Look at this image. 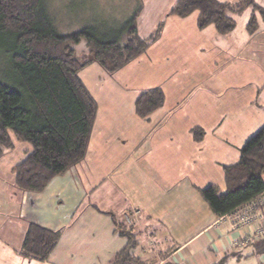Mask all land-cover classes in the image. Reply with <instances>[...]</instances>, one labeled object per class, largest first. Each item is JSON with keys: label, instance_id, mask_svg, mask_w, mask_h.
I'll return each instance as SVG.
<instances>
[{"label": "crops", "instance_id": "crops-1", "mask_svg": "<svg viewBox=\"0 0 264 264\" xmlns=\"http://www.w3.org/2000/svg\"><path fill=\"white\" fill-rule=\"evenodd\" d=\"M254 1L261 9L231 14L236 26L227 34L214 25L200 29L198 11L179 17L167 14L170 7L143 54L113 74L95 61L80 70L98 105L87 154L39 192L21 190L14 167H0V264H95L93 252L113 264L128 243L115 222L125 213L138 239L132 255L143 264L264 257V237L253 225L233 227L235 216H218L202 195L208 185L227 190L225 167L240 161L242 147L264 125V0ZM252 16L257 27L250 32ZM72 47L79 59L89 54L86 41ZM156 87L164 104L140 117L138 96ZM195 128L204 131L200 140ZM31 222L61 233L45 261L22 254Z\"/></svg>", "mask_w": 264, "mask_h": 264}, {"label": "trees", "instance_id": "trees-1", "mask_svg": "<svg viewBox=\"0 0 264 264\" xmlns=\"http://www.w3.org/2000/svg\"><path fill=\"white\" fill-rule=\"evenodd\" d=\"M248 6L261 9L254 0H176L167 14L187 17L198 11L200 29L214 25L219 33L227 34L236 26L231 14ZM142 10L127 20L122 34H102L86 25L64 35L44 0H0V51L8 60V70L0 73V157L14 147L13 137L32 145L14 166L18 188L42 191L54 177L85 158L98 105L79 72L95 61L113 74L143 54L159 38L164 20L149 36L141 37L137 22ZM256 27V17L252 16L248 30L253 32ZM81 40L89 46L84 59L77 58L72 47ZM164 101L160 87L143 91L136 100V112L146 118ZM194 130L196 140H200L204 131ZM225 174V192L215 185L202 189L204 199L218 216L264 198V125L242 147L240 161L225 167ZM115 222L116 231L128 243L114 256L113 264H143L132 255L138 244L135 223ZM60 237V231L31 222L22 254L45 261Z\"/></svg>", "mask_w": 264, "mask_h": 264}, {"label": "rangeland", "instance_id": "rangeland-1", "mask_svg": "<svg viewBox=\"0 0 264 264\" xmlns=\"http://www.w3.org/2000/svg\"><path fill=\"white\" fill-rule=\"evenodd\" d=\"M175 1L176 0H44L50 14L61 31H78L82 27L90 25L98 28L102 34H110L111 32L113 34L115 31L122 34V29L125 27L127 20L142 7L143 11L138 17V29L141 35H146L154 31ZM230 2L235 1L230 0ZM118 38L122 39L123 37L119 35ZM82 42L84 45L85 40H82ZM76 57L79 58V55ZM7 70L8 60L0 51V73L6 72ZM13 138L14 147L0 157V167H14L26 157L27 150H32V145L29 142L19 141L15 137ZM127 223V225L133 224V222ZM252 227L254 231L255 226L253 225ZM93 255L98 256L95 264H106L104 261L101 262L103 260L102 258H104V253L93 252ZM73 262L72 264L83 263L79 260H77V262L74 260ZM245 264H264V257L254 253Z\"/></svg>", "mask_w": 264, "mask_h": 264}, {"label": "built area", "instance_id": "built-area-1", "mask_svg": "<svg viewBox=\"0 0 264 264\" xmlns=\"http://www.w3.org/2000/svg\"><path fill=\"white\" fill-rule=\"evenodd\" d=\"M262 204H264V198L256 199L232 212L231 215L235 216L232 222L233 227L238 228L248 225H254V235L257 238L264 237V210L260 207ZM125 221L129 223L133 222L134 224V219L129 213H125ZM244 241L234 240V245L240 248L243 245Z\"/></svg>", "mask_w": 264, "mask_h": 264}]
</instances>
